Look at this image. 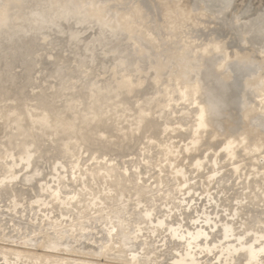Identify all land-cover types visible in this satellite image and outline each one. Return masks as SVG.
<instances>
[{"label":"rangeland","instance_id":"374dc122","mask_svg":"<svg viewBox=\"0 0 264 264\" xmlns=\"http://www.w3.org/2000/svg\"><path fill=\"white\" fill-rule=\"evenodd\" d=\"M255 1L0 0V264H264Z\"/></svg>","mask_w":264,"mask_h":264},{"label":"bare ground","instance_id":"6f19581e","mask_svg":"<svg viewBox=\"0 0 264 264\" xmlns=\"http://www.w3.org/2000/svg\"><path fill=\"white\" fill-rule=\"evenodd\" d=\"M99 1H100V0H99ZM107 1H108V0H107ZM118 1H119V0H118ZM216 1H217V0H216ZM251 1H253V0H251ZM105 2H106V1H105ZM147 2H148V1H147ZM254 2H256V1L254 0ZM97 3H98V1H97ZM106 3H107V2H106ZM115 3H116V2H115ZM127 3H128V1H127ZM127 3H126V4H127ZM251 3H252V2H251ZM108 4H109V3H108ZM126 4H125V5H126ZM253 4H254V3H253ZM106 5H107V4H106ZM122 5H123V2H122V4H120V6H122ZM131 5H132V4H131ZM254 5H255V4H254ZM101 6H102V5H101ZM117 6H118V5H117ZM117 6L115 5L114 7L116 8ZM120 6H119V8H120ZM135 6H136V4H135ZM135 6H134V7H135ZM216 6H217V5H216ZM108 7H109V6H108ZM124 7H126V6H124ZM237 7H238V6H237ZM104 8H105V7H104ZM106 8H107V7H106ZM109 8H110V7H109ZM129 8H130V6H129ZM136 9H137V8H135V10H136ZM93 10H94V9H93ZM96 10H97V9H96ZM109 10H111V9H109ZM117 10H118V9H117ZM119 10H120V9H119ZM121 10H122V9H121ZM124 10H125V9H124ZM133 10H134V9H133ZM135 10H134V11H135ZM138 11H139V10H138ZM142 11H143V8H142ZM142 11H140V13H141ZM106 12H107V11H106ZM128 12H129V11H128ZM128 12H127V13H128ZM131 12H132V11H131ZM135 12H136V11H135ZM144 12H145V11H144ZM44 13H45V12H44ZM44 13H43V14H44ZM120 13H121V11H120ZM122 13H123V11H122ZM125 13H126V12H125ZM125 13H124V14H125ZM137 13H138V12H137ZM10 14H11V13H10ZM10 14H9V15H10ZM124 14H123L122 16H124ZM128 14H130V13H128ZM141 14H142V13H141ZM47 15H48V14H47ZM114 15H115V14H114ZM137 15H138V14H137ZM147 15H148V14L145 13V16H146V17H147ZM3 16H4V15H3ZM116 16H117V15H116ZM118 16H119V14H118ZM126 16H127V15H126ZM139 16L141 17V15H139ZM119 17H120V16H119ZM136 17H137V16H136ZM144 18H145V17H144ZM157 18H158V17H157ZM160 18H162V17H160ZM139 19H140V18H139ZM139 19H138V21H139ZM155 19H156V18H155ZM140 20H142V18H141ZM145 20H146V19H145ZM148 20H150V19H148ZM161 20L163 21V19H161ZM46 21H47V20H46ZM115 21H116V20H115ZM150 21H151V20H150ZM57 22H58V21H57ZM144 22H145V21H144ZM146 22H147V21H146ZM171 22H173V21H171ZM8 23H9V22H8ZM54 23H55V21H54ZM58 23H59V22H58ZM124 23H125V22H124ZM128 23H129V21H128ZM132 23H133V22H132ZM132 23H131V24H132ZM138 23H140V22H138ZM151 23H152V22H151ZM12 24H13V23H12ZM14 24H15V23H14ZM56 24H57V23H56ZM60 24H61V23H60ZM152 24H153V23H152ZM8 25H9V24H8ZM58 25H59V24H57V26H58ZM62 25H63V24H62ZM142 25H143V24H142ZM153 25H154V24H153ZM160 25H162V24H160ZM171 25H172V23H171ZM6 26H7V25H6ZM11 26H13V25H11ZM22 26H23V25H22ZM29 26H30V25H29ZM29 26H28V27H25V28L28 29ZM60 26H61V25H59V28H60ZM169 26H170V25H169ZM18 27H19V26H18ZM20 27H21V26H20ZM158 27H159V25H158ZM55 28H57V27H55ZM161 28H162V26H161ZM9 29H10V28H9ZM9 29H7V31H9ZM31 29L33 30V27H32ZM153 29H155V28H153ZM11 30H12V28H11ZM16 30H19V31H20V29H16ZM5 31H6V30H5ZM12 31H13V30H12ZM59 31H60V30H59ZM13 32H15V31H13ZM13 32H11V33H13ZM16 32H18V31H16ZM33 32H34V31H33ZM33 32H31V33H33ZM3 33H4V32H3ZM7 33H8V32H7ZM57 33H58V32H57ZM15 34H16V33H15ZM164 34H166V33H164ZM11 35H12V34H11ZM11 35H10V36L8 35V36L11 37ZM162 35H163V34H162ZM263 38H264V37H263ZM21 43H22V42H21ZM23 43H24V41H23ZM26 43H27V44H28V43L30 44V42H26ZM34 43H35V42H34ZM34 43L31 42L32 45H33ZM27 44H26V45H27ZM20 45H21V44H20ZM32 45H31V46H32ZM34 45L36 46V48H38V45H37L36 43H35ZM18 46H19V45H18ZM18 46H17V47H18ZM23 46H24V44H23ZM23 46H22V48H23ZM28 46H29V48H28L27 46H26V48L30 49L31 46H30V45H28ZM15 48H16V47H15ZM18 48H20V46H19ZM26 48H25V49H26ZM33 48H34V46H33ZM31 49H32V48H31ZM39 49H40V47H39ZM39 49H38V52L40 51ZM15 50H16V49H15ZM23 50H24V49H23ZM35 50H37V49H35ZM13 51H14V49H13ZM18 51H20V50H18ZM25 51H26V50H25ZM27 51H28V50H27ZM27 51H26V52H27ZM32 51H33V50H32ZM16 52H17V50H16ZM29 52H31V51H29ZM29 52H28L27 54H29ZM40 52H41V51H40ZM40 52H39V53H40ZM44 52H45V51H44ZM44 52H41V53H43V55H41V54H36V51H35V54H36V56H38V55H40V56H44V54H46V53H44ZM46 52H47V51H46ZM14 53H15V52H14ZM22 53H23V52H22ZM31 53H32V52H31ZM52 53H53V51H52ZM52 53H51V51H50V54H51L52 56H54ZM10 54H11V52H10ZM48 54H49V53L47 52L46 56H49V55H50V54H49V55H48ZM24 55H25V57H26V56H29L30 54H29V55H26V54L24 53ZM55 55H56V54H55ZM11 56L13 57L14 55L11 54ZM46 56H44L45 59H46ZM29 57H31V56H29ZM59 57H60V56H59ZM34 58L36 59L37 57H34ZM34 58H33V59H34ZM38 58H40V57H38ZM45 59H44V60H45ZM48 59H49V58H48ZM53 59H54V57H53ZM37 60H38V59H36L35 62H38V61H39V60H38V61H37ZM40 60H41V58H40ZM42 61H43V59L41 60V62H42ZM41 62H39V63H41ZM33 63H34V62H33ZM27 64H28V63H27ZM37 64H38V63H37ZM67 68H68V67L65 68V69H66L65 72L67 73V75H68V77H69L68 79H70V75H71V73H70V75H69V73H68V69H67ZM69 70H70V69H69ZM71 70H72V69H71ZM71 70H70V71H71ZM72 71H73V70H72ZM72 71H71V72H72ZM60 74H61V73H60ZM67 75H65V76H67ZM61 76H63V75H61ZM61 76H60V77H61ZM60 77H59V78H60ZM63 78H64V77H63ZM66 78H67V77H66ZM66 78H65V79H66ZM66 81H67V80H66ZM234 115H236V114H234ZM238 115H239V114H238Z\"/></svg>","mask_w":264,"mask_h":264}]
</instances>
